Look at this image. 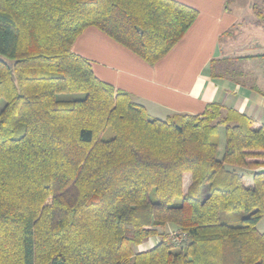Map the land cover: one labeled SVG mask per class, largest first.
Listing matches in <instances>:
<instances>
[{
	"label": "trees",
	"instance_id": "trees-1",
	"mask_svg": "<svg viewBox=\"0 0 264 264\" xmlns=\"http://www.w3.org/2000/svg\"><path fill=\"white\" fill-rule=\"evenodd\" d=\"M198 15L178 0H0V264H264V124L218 102L152 118L72 49L95 26L153 64Z\"/></svg>",
	"mask_w": 264,
	"mask_h": 264
},
{
	"label": "crops",
	"instance_id": "crops-1",
	"mask_svg": "<svg viewBox=\"0 0 264 264\" xmlns=\"http://www.w3.org/2000/svg\"><path fill=\"white\" fill-rule=\"evenodd\" d=\"M199 15L173 49L148 63L95 26L87 27L72 49L87 58L95 75L128 92L150 117L166 119L180 113L201 114L218 102L264 124V0H178ZM224 74L213 77L210 65ZM225 133L219 138V156ZM248 171V170H246ZM264 232V216L257 224ZM171 230L169 232H175ZM152 237L135 247L152 248Z\"/></svg>",
	"mask_w": 264,
	"mask_h": 264
},
{
	"label": "rangeland",
	"instance_id": "rangeland-1",
	"mask_svg": "<svg viewBox=\"0 0 264 264\" xmlns=\"http://www.w3.org/2000/svg\"><path fill=\"white\" fill-rule=\"evenodd\" d=\"M7 61H9L10 63H13V61H11L10 59H6ZM84 96V94L82 93H61L59 94V97L62 99H79L82 98ZM4 105V101L1 100L0 101V108H2ZM222 134H224V129H221V133L220 135L222 136ZM111 131L108 130L105 134L106 138L111 137ZM220 155H222V150L220 151ZM239 172L241 173H246L247 177L250 176V171H246V169L244 168H238ZM244 213H235V212H222L221 213V220L224 222H229V223H238L242 220V218L244 217ZM177 225L173 224V223H169L167 224V227L164 228L165 231L169 232L171 230H177ZM177 244L181 243V239H177V241H175Z\"/></svg>",
	"mask_w": 264,
	"mask_h": 264
},
{
	"label": "water",
	"instance_id": "water-1",
	"mask_svg": "<svg viewBox=\"0 0 264 264\" xmlns=\"http://www.w3.org/2000/svg\"><path fill=\"white\" fill-rule=\"evenodd\" d=\"M259 171H262V172H264V168H262V169H259Z\"/></svg>",
	"mask_w": 264,
	"mask_h": 264
}]
</instances>
